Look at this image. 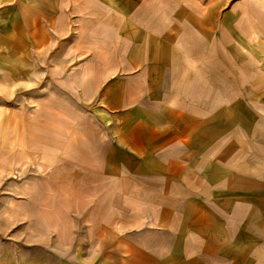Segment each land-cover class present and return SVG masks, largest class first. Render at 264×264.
<instances>
[{
	"label": "crops",
	"instance_id": "1",
	"mask_svg": "<svg viewBox=\"0 0 264 264\" xmlns=\"http://www.w3.org/2000/svg\"><path fill=\"white\" fill-rule=\"evenodd\" d=\"M170 8H137L120 32H99L129 52L99 56L79 79L102 115L67 143V206L92 221L89 247L35 264H264V88L251 89L243 59L215 56L228 47L218 20Z\"/></svg>",
	"mask_w": 264,
	"mask_h": 264
},
{
	"label": "rangeland",
	"instance_id": "2",
	"mask_svg": "<svg viewBox=\"0 0 264 264\" xmlns=\"http://www.w3.org/2000/svg\"><path fill=\"white\" fill-rule=\"evenodd\" d=\"M149 7L192 9L205 26L218 20L228 47L212 50L215 56L243 59L251 89L264 88V0H0V155H12L0 164V264H35V254L50 261L51 250L89 247L92 221L67 206V158L74 153L67 143L80 123L102 115L100 97L82 96L79 79L98 67L99 56L129 52L99 32H120V16ZM233 23L259 25L261 35L245 37ZM22 129L28 155L19 160ZM32 133L37 142L29 141Z\"/></svg>",
	"mask_w": 264,
	"mask_h": 264
}]
</instances>
